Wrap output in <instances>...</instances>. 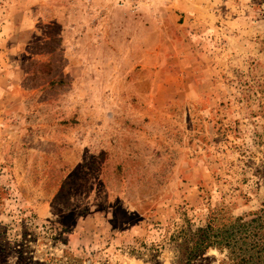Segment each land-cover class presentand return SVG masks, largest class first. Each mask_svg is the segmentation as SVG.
Instances as JSON below:
<instances>
[{"label":"rangeland","instance_id":"obj_1","mask_svg":"<svg viewBox=\"0 0 264 264\" xmlns=\"http://www.w3.org/2000/svg\"><path fill=\"white\" fill-rule=\"evenodd\" d=\"M262 210L264 0H0V264H182Z\"/></svg>","mask_w":264,"mask_h":264},{"label":"trees","instance_id":"obj_2","mask_svg":"<svg viewBox=\"0 0 264 264\" xmlns=\"http://www.w3.org/2000/svg\"><path fill=\"white\" fill-rule=\"evenodd\" d=\"M184 258L182 264H194L210 249H227L230 264H264V210L249 219L238 218L225 229L215 219L206 228L181 231Z\"/></svg>","mask_w":264,"mask_h":264}]
</instances>
